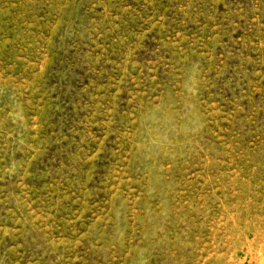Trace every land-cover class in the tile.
<instances>
[{
    "label": "rangeland",
    "instance_id": "374dc122",
    "mask_svg": "<svg viewBox=\"0 0 264 264\" xmlns=\"http://www.w3.org/2000/svg\"><path fill=\"white\" fill-rule=\"evenodd\" d=\"M0 264H264V0H0Z\"/></svg>",
    "mask_w": 264,
    "mask_h": 264
}]
</instances>
